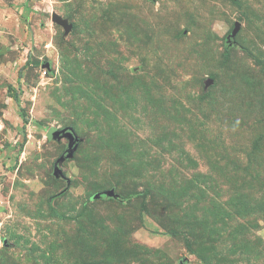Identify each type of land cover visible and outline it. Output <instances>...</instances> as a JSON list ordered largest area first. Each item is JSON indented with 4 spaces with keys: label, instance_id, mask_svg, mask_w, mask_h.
Here are the masks:
<instances>
[{
    "label": "rangeland",
    "instance_id": "obj_1",
    "mask_svg": "<svg viewBox=\"0 0 264 264\" xmlns=\"http://www.w3.org/2000/svg\"><path fill=\"white\" fill-rule=\"evenodd\" d=\"M0 264H264V0H0Z\"/></svg>",
    "mask_w": 264,
    "mask_h": 264
},
{
    "label": "water",
    "instance_id": "obj_2",
    "mask_svg": "<svg viewBox=\"0 0 264 264\" xmlns=\"http://www.w3.org/2000/svg\"><path fill=\"white\" fill-rule=\"evenodd\" d=\"M52 20L53 22L57 23L58 25H61L65 29V34H68L72 27L73 24L69 23V20L62 17L60 14L57 12H54L52 15ZM241 28V23L237 21L235 23V27L233 31L227 36V40L231 42L233 38L237 35ZM231 44V43H230ZM48 65H45L47 67ZM49 137L51 140H56V141H61L62 139H67V148L65 152L56 160L54 164V175L57 178H63L65 177L64 172L62 170V163L70 158H72L77 151L79 145L84 141L83 137H80L73 126H68L60 130H55L51 131L49 133ZM102 195H105L107 197H113V198H118L119 194L115 191V189H109L103 192H100L96 194L94 197H102Z\"/></svg>",
    "mask_w": 264,
    "mask_h": 264
},
{
    "label": "trees",
    "instance_id": "obj_3",
    "mask_svg": "<svg viewBox=\"0 0 264 264\" xmlns=\"http://www.w3.org/2000/svg\"><path fill=\"white\" fill-rule=\"evenodd\" d=\"M10 88H11V87H10ZM15 97L18 98L17 95H16ZM143 194L148 195V194H149V191H143V192H137V193H130V194H128V195H122V194H119V197L116 198V199H117V201H119V202H121V203H129V202L132 201V199H133L135 196H137V195H143ZM102 198H107V196L102 195Z\"/></svg>",
    "mask_w": 264,
    "mask_h": 264
},
{
    "label": "flooded vegetation",
    "instance_id": "obj_4",
    "mask_svg": "<svg viewBox=\"0 0 264 264\" xmlns=\"http://www.w3.org/2000/svg\"><path fill=\"white\" fill-rule=\"evenodd\" d=\"M227 40V39H226ZM232 42H235L234 41V39L231 41V42H229L228 40H227V44L230 46L231 44H233ZM231 43V44H230Z\"/></svg>",
    "mask_w": 264,
    "mask_h": 264
}]
</instances>
